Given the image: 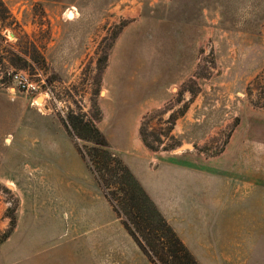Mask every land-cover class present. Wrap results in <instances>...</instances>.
<instances>
[{
  "label": "rangeland",
  "instance_id": "obj_1",
  "mask_svg": "<svg viewBox=\"0 0 264 264\" xmlns=\"http://www.w3.org/2000/svg\"><path fill=\"white\" fill-rule=\"evenodd\" d=\"M3 1L0 264H152L78 154L91 143L70 112L124 163L116 148L139 143L146 171L175 156L207 168L208 203L169 224L199 264H264V0ZM14 71L39 91L10 90Z\"/></svg>",
  "mask_w": 264,
  "mask_h": 264
},
{
  "label": "trees",
  "instance_id": "obj_2",
  "mask_svg": "<svg viewBox=\"0 0 264 264\" xmlns=\"http://www.w3.org/2000/svg\"><path fill=\"white\" fill-rule=\"evenodd\" d=\"M10 17L9 8L0 0V26ZM64 125L81 141L91 143L90 147L78 145V153L148 260L152 264H199L129 167L111 151L95 123L70 112ZM14 225L12 218L10 228Z\"/></svg>",
  "mask_w": 264,
  "mask_h": 264
},
{
  "label": "crops",
  "instance_id": "obj_3",
  "mask_svg": "<svg viewBox=\"0 0 264 264\" xmlns=\"http://www.w3.org/2000/svg\"><path fill=\"white\" fill-rule=\"evenodd\" d=\"M107 140L109 139L107 138ZM132 147L136 148L140 154L131 156L128 154V150V152L125 149L116 148V150L123 154L124 161L129 169L175 230L178 217L182 220L191 221L193 214L201 212V206H205L209 201L206 197L207 192L204 190L211 189L213 191L215 188L213 173L207 168L201 170L193 163L190 164L188 158L179 156L161 161L157 170L146 171L145 166L137 165L135 160L148 152L142 151L139 143H134ZM152 159L154 160L153 157ZM154 162L157 161L154 160ZM210 179H212L211 183L209 182ZM202 192L203 200H207V203L200 202Z\"/></svg>",
  "mask_w": 264,
  "mask_h": 264
},
{
  "label": "built area",
  "instance_id": "obj_4",
  "mask_svg": "<svg viewBox=\"0 0 264 264\" xmlns=\"http://www.w3.org/2000/svg\"><path fill=\"white\" fill-rule=\"evenodd\" d=\"M10 80L12 81L10 90L18 89L26 91L27 93H36L41 87L39 82L25 71H14L10 75Z\"/></svg>",
  "mask_w": 264,
  "mask_h": 264
},
{
  "label": "bare ground",
  "instance_id": "obj_5",
  "mask_svg": "<svg viewBox=\"0 0 264 264\" xmlns=\"http://www.w3.org/2000/svg\"><path fill=\"white\" fill-rule=\"evenodd\" d=\"M67 16H68L69 18H71V17H72V12H71V11H67ZM35 104H36V105H40L39 102H35Z\"/></svg>",
  "mask_w": 264,
  "mask_h": 264
},
{
  "label": "water",
  "instance_id": "obj_6",
  "mask_svg": "<svg viewBox=\"0 0 264 264\" xmlns=\"http://www.w3.org/2000/svg\"><path fill=\"white\" fill-rule=\"evenodd\" d=\"M191 146L190 145H187V144H184L180 147V150H183V149H187V148H190Z\"/></svg>",
  "mask_w": 264,
  "mask_h": 264
}]
</instances>
